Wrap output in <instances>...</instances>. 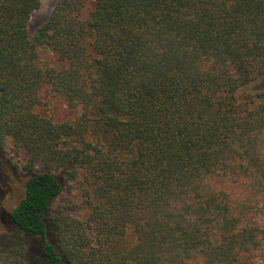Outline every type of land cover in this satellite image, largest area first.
I'll list each match as a JSON object with an SVG mask.
<instances>
[{"label": "trees", "instance_id": "16d2710c", "mask_svg": "<svg viewBox=\"0 0 264 264\" xmlns=\"http://www.w3.org/2000/svg\"><path fill=\"white\" fill-rule=\"evenodd\" d=\"M41 5L0 0L10 230L46 264H264V0H59L31 37Z\"/></svg>", "mask_w": 264, "mask_h": 264}, {"label": "rangeland", "instance_id": "374dc122", "mask_svg": "<svg viewBox=\"0 0 264 264\" xmlns=\"http://www.w3.org/2000/svg\"><path fill=\"white\" fill-rule=\"evenodd\" d=\"M47 1V2H46ZM42 0V5L31 18L29 25L30 36L33 37L38 28L50 17L59 0ZM47 3V4H46ZM264 89V77L246 87L244 90L253 93ZM6 162L5 159H3ZM0 164V250H6L15 245H28V261L26 264H46L41 248L22 233L10 230L9 221L5 213L11 212L18 204L23 193V176L17 169H12L8 164ZM68 196L64 195L60 202L65 203Z\"/></svg>", "mask_w": 264, "mask_h": 264}, {"label": "bare ground", "instance_id": "6f19581e", "mask_svg": "<svg viewBox=\"0 0 264 264\" xmlns=\"http://www.w3.org/2000/svg\"><path fill=\"white\" fill-rule=\"evenodd\" d=\"M46 1V0H45ZM47 2V1H46ZM47 4V3H46Z\"/></svg>", "mask_w": 264, "mask_h": 264}]
</instances>
